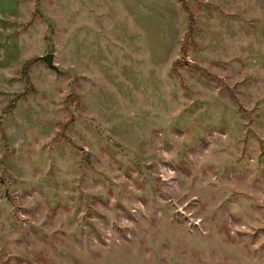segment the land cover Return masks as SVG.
I'll list each match as a JSON object with an SVG mask.
<instances>
[{
  "label": "rangeland",
  "instance_id": "1",
  "mask_svg": "<svg viewBox=\"0 0 264 264\" xmlns=\"http://www.w3.org/2000/svg\"><path fill=\"white\" fill-rule=\"evenodd\" d=\"M184 2L0 0V264H264V0Z\"/></svg>",
  "mask_w": 264,
  "mask_h": 264
},
{
  "label": "trees",
  "instance_id": "2",
  "mask_svg": "<svg viewBox=\"0 0 264 264\" xmlns=\"http://www.w3.org/2000/svg\"><path fill=\"white\" fill-rule=\"evenodd\" d=\"M177 1L180 3V6L182 8L181 11H183L185 13L186 20H187V23H186L187 29H186V32L184 34V37H182V41L184 42V41L188 40V38L191 35L194 21H193V17H192L191 11L188 10L189 8L187 7V5L184 2V0H177ZM176 62L177 61H174L172 63V65H170L172 69H173V65H175ZM194 67H195L194 68L195 71H197L199 73H205V74L210 75V73L207 72L205 69L200 68L198 66H194ZM22 75L24 76V74H22ZM17 98H19V95L16 93L14 99H12V101H11L12 103L8 106V108H10V109L13 108V104H14L13 100L15 101Z\"/></svg>",
  "mask_w": 264,
  "mask_h": 264
},
{
  "label": "water",
  "instance_id": "3",
  "mask_svg": "<svg viewBox=\"0 0 264 264\" xmlns=\"http://www.w3.org/2000/svg\"><path fill=\"white\" fill-rule=\"evenodd\" d=\"M52 52H46L45 54L35 56L33 59L43 60V62L50 68L57 69V66L52 62Z\"/></svg>",
  "mask_w": 264,
  "mask_h": 264
}]
</instances>
